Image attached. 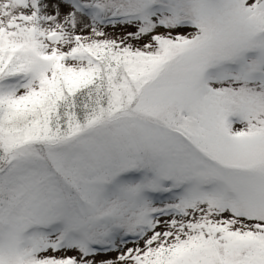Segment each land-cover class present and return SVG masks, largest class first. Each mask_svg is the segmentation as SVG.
Returning <instances> with one entry per match:
<instances>
[{
    "label": "snow or ice",
    "instance_id": "snow-or-ice-1",
    "mask_svg": "<svg viewBox=\"0 0 264 264\" xmlns=\"http://www.w3.org/2000/svg\"><path fill=\"white\" fill-rule=\"evenodd\" d=\"M0 264H264V0H0Z\"/></svg>",
    "mask_w": 264,
    "mask_h": 264
},
{
    "label": "rangeland",
    "instance_id": "rangeland-1",
    "mask_svg": "<svg viewBox=\"0 0 264 264\" xmlns=\"http://www.w3.org/2000/svg\"><path fill=\"white\" fill-rule=\"evenodd\" d=\"M67 9H65V8H62V11H66ZM127 30H131V29H125V28H121V27H119V26H117L115 29H113V28H108V29H106V31H108V32H110L111 34H113V35H115V34H117V33H120V34H122L124 31H127ZM161 31H163L162 29H161ZM181 31H183V30H181ZM158 230H160V229H158ZM142 245H143V242L141 241L140 242V246L142 247ZM137 245L134 243V242H129V243H127L126 245H123L122 246V251H126L127 250V248H134V247H136ZM117 255V253H115V252H112V253H107V254H101L99 257H97L98 259H104V258H115V256Z\"/></svg>",
    "mask_w": 264,
    "mask_h": 264
}]
</instances>
